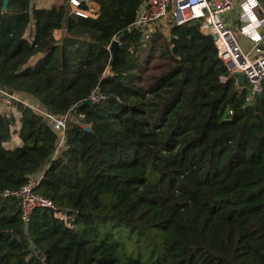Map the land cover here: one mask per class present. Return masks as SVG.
I'll return each mask as SVG.
<instances>
[{
  "label": "trees",
  "instance_id": "obj_1",
  "mask_svg": "<svg viewBox=\"0 0 264 264\" xmlns=\"http://www.w3.org/2000/svg\"><path fill=\"white\" fill-rule=\"evenodd\" d=\"M92 1L97 16L69 0H0V86L72 113L56 157L61 137L42 113L17 103L13 149L14 119L0 114V264H264V81L238 85L199 25H174L170 38L158 29L143 46L134 0ZM148 46L166 62L146 84ZM96 89L106 99L86 102ZM41 171L35 191L58 210L37 208L26 225L1 193ZM121 228L138 235V256L122 252Z\"/></svg>",
  "mask_w": 264,
  "mask_h": 264
},
{
  "label": "built area",
  "instance_id": "obj_2",
  "mask_svg": "<svg viewBox=\"0 0 264 264\" xmlns=\"http://www.w3.org/2000/svg\"><path fill=\"white\" fill-rule=\"evenodd\" d=\"M85 1L87 2V0H69L70 5L73 7L72 11L81 16H89L87 11L81 7V3ZM256 5L257 3H254L252 0L245 3L244 8L246 13L253 12ZM233 6L234 0H143L138 7L137 17L132 25L142 31L143 46H146L150 41L152 33L160 28V23L165 17L170 18L173 26L183 25L198 19L200 31L204 34L215 36V38H213L215 40L218 56L225 63L230 75L236 78L238 85H242L238 82V74H244L246 80L252 85V91H261L262 82L264 81V49L259 46L260 36L257 33V27L260 24H264V19L261 21L257 20L255 23H245L239 29H235L229 26L223 18L224 13L230 11ZM239 34L247 36L254 42L252 51L246 52L242 49L238 42ZM226 79V76H222V80ZM106 97V94L96 89L87 99H89L90 102H99L106 99ZM2 102L7 105H9V103H14L16 105L18 102H21L27 107L42 113L53 128L60 134L61 138L54 157L60 153L65 140L66 123L67 120L72 117L71 112H67L61 116L55 115L31 101L23 100L19 95L0 86V103ZM0 114L13 117L8 107H2L0 109ZM82 117L83 115L79 116L80 119ZM20 127H22V122L18 124V126H16V122H14L11 125L12 134L15 133L16 129L21 130ZM6 144L5 142L4 145L8 149L20 146L18 143H13L9 146ZM38 180L39 179L35 176H31L29 181L22 187L18 189H6L1 193L5 197H15L19 200L21 217L26 225L30 222L37 208H52L58 210L55 203L50 198L36 193L35 186ZM57 216L60 217L68 227H74L71 215L58 211Z\"/></svg>",
  "mask_w": 264,
  "mask_h": 264
},
{
  "label": "crops",
  "instance_id": "obj_3",
  "mask_svg": "<svg viewBox=\"0 0 264 264\" xmlns=\"http://www.w3.org/2000/svg\"><path fill=\"white\" fill-rule=\"evenodd\" d=\"M248 1L250 0H234L233 8L227 13H224L223 18L229 26L235 29H239L245 23H249V22L255 23L257 22V20L261 21L264 19V0H252L254 3L256 2L257 5L254 7L253 12L246 13L244 7H245V3H247ZM63 3L64 0H31V7L51 8L53 6H60ZM86 5H87V9L85 10L90 16L97 15L100 12V5L98 3L92 0H87ZM71 9L73 10L72 6ZM160 25L161 26L159 29L162 30L167 37H170L171 29L173 27L170 18L165 17L160 23ZM35 33H36V21L32 20V22L29 24V27L26 30V36L29 37L30 40L32 41L35 37ZM53 33L55 38L59 39L63 34V30L55 29ZM257 33L260 36L259 46L264 49V24L263 25L260 24L257 27ZM238 42L244 51L250 52L253 50L254 42L251 41L247 36L243 34H239ZM40 56L41 54L32 58V63L37 61ZM15 94L22 97L23 100L31 101L36 104L35 100H33L31 97H26L23 93H15ZM16 105L14 103H9V105H7L2 102L0 103V109L2 107L3 108L8 107V109H10L13 114L14 122H16V126H18V124L21 123L20 122L21 110L19 106ZM6 143H7L6 145L8 146L12 145L13 143H18V145H22L23 142L22 139L20 138V129L19 130L16 129L15 133L12 134V137ZM42 173L43 171L35 175V177L39 179Z\"/></svg>",
  "mask_w": 264,
  "mask_h": 264
},
{
  "label": "rangeland",
  "instance_id": "obj_4",
  "mask_svg": "<svg viewBox=\"0 0 264 264\" xmlns=\"http://www.w3.org/2000/svg\"><path fill=\"white\" fill-rule=\"evenodd\" d=\"M170 38V37H168ZM158 46V45H157ZM152 46H148L147 50L143 51L144 56L147 58L148 60V68L147 70L144 71L143 73V81L144 83L148 84L151 80V76H153L154 74L159 73V71H163V67H156V65L158 63H164L166 62V59L164 57H162V48L157 47L153 50H151ZM73 218V216H72ZM112 226V222L107 221V223L101 224V227L103 228H107V227H111ZM75 227V224H74ZM117 237L120 239L121 245L123 247L122 252L126 255H135L138 256L139 253V249L137 250V247L139 246L138 244V235L136 233H132L130 232V230L128 228H121L119 230H115ZM141 244L144 246L143 247V253L145 255H148L150 253V251L152 250V245H146L147 241L146 239H141L140 240ZM149 242V241H148ZM145 246H147L145 248Z\"/></svg>",
  "mask_w": 264,
  "mask_h": 264
},
{
  "label": "water",
  "instance_id": "obj_5",
  "mask_svg": "<svg viewBox=\"0 0 264 264\" xmlns=\"http://www.w3.org/2000/svg\"><path fill=\"white\" fill-rule=\"evenodd\" d=\"M142 1H143V0H134L135 6L138 8ZM8 2H9V0H3V8H4V9H7V7H8ZM190 23H191L192 25H198V24H199V20H198V19H195V20L191 21ZM128 32H129V30H127L126 33H125L124 35H126ZM213 37L215 38V36H213ZM119 46H120V39H115V40L113 41V43H112V46H111L112 51H113V53H114L115 55H116V53H117V50H118ZM238 75H239V76H238V82L241 83V84H244V83L246 82V77H245V75H244V74H238ZM86 102L90 103V100L87 99ZM87 129H90V127L87 126Z\"/></svg>",
  "mask_w": 264,
  "mask_h": 264
}]
</instances>
